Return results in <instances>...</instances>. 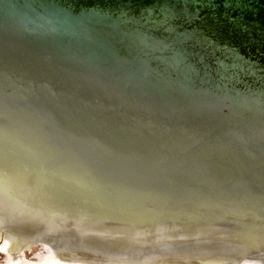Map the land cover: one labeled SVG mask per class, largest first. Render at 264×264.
I'll return each mask as SVG.
<instances>
[{"label":"water","instance_id":"95a60500","mask_svg":"<svg viewBox=\"0 0 264 264\" xmlns=\"http://www.w3.org/2000/svg\"><path fill=\"white\" fill-rule=\"evenodd\" d=\"M0 264H264V0H0Z\"/></svg>","mask_w":264,"mask_h":264}]
</instances>
